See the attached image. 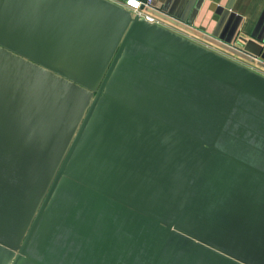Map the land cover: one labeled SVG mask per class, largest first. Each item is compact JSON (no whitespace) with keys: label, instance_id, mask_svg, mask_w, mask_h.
<instances>
[{"label":"water","instance_id":"water-1","mask_svg":"<svg viewBox=\"0 0 264 264\" xmlns=\"http://www.w3.org/2000/svg\"><path fill=\"white\" fill-rule=\"evenodd\" d=\"M246 97L263 74L112 0H0V264L64 225L101 264H264V167L222 140Z\"/></svg>","mask_w":264,"mask_h":264},{"label":"crops","instance_id":"crops-1","mask_svg":"<svg viewBox=\"0 0 264 264\" xmlns=\"http://www.w3.org/2000/svg\"><path fill=\"white\" fill-rule=\"evenodd\" d=\"M153 3L157 12L165 15L156 13L167 28L264 75L258 59L264 44V0H154ZM234 50L253 57L254 61L238 56Z\"/></svg>","mask_w":264,"mask_h":264},{"label":"rangeland","instance_id":"rangeland-1","mask_svg":"<svg viewBox=\"0 0 264 264\" xmlns=\"http://www.w3.org/2000/svg\"><path fill=\"white\" fill-rule=\"evenodd\" d=\"M128 10L133 14L132 10ZM233 112L234 113L227 121L225 127L231 125L227 129L228 134L230 133L231 135V133H233L235 130L232 127V122H235L237 124V126H235V141L241 142L242 146L236 144L234 140L227 143L226 140L228 141V139H231L230 135H224V137H222L224 145L227 146V149L229 151H234L237 154L248 159L249 161L258 163L264 167V104L259 103L252 98L246 97L238 103L236 109ZM248 112L251 113L249 122L247 121L248 118L244 116V114ZM199 116L204 122L203 127L208 131L209 136H211L212 132L215 130V127L220 124L221 116L218 114V112L213 110H203L202 112H200ZM239 126H241V128ZM210 130H212V132ZM255 143L258 144V146H256ZM255 146L258 147V150L255 149ZM90 225L91 224H89V226ZM97 225L100 226L103 224L97 223L96 227ZM94 233L95 229L93 230L91 237L88 238L84 235L82 229L79 230L78 234L77 232H74L71 227L67 228L64 225L63 227L58 229L54 238H52L53 240L51 239L49 246L46 248V253L40 254V256H44L46 259L50 258L51 262H53L54 264H101L102 260L99 259L98 263V259L96 260L97 257H93L92 253L91 244L92 241H94ZM106 239H109V237H107ZM105 249L106 248H104L103 251ZM100 251L101 249L97 251L98 257H101V254H99ZM132 255H135V253H132ZM116 256H118L119 258L124 256V261H128V264H142L141 262L132 260L130 254H128V249L126 248L118 250Z\"/></svg>","mask_w":264,"mask_h":264},{"label":"built area","instance_id":"built-area-1","mask_svg":"<svg viewBox=\"0 0 264 264\" xmlns=\"http://www.w3.org/2000/svg\"><path fill=\"white\" fill-rule=\"evenodd\" d=\"M114 2L132 10L134 15H139L147 22L163 25L161 18L156 15L157 8L153 3L154 0L146 2L144 0H115Z\"/></svg>","mask_w":264,"mask_h":264},{"label":"flooded vegetation","instance_id":"flooded-vegetation-1","mask_svg":"<svg viewBox=\"0 0 264 264\" xmlns=\"http://www.w3.org/2000/svg\"><path fill=\"white\" fill-rule=\"evenodd\" d=\"M62 224H63V223H62ZM80 239H81V238H80ZM91 246H93V245H91ZM95 247H96V245H94V246L92 247V251H94Z\"/></svg>","mask_w":264,"mask_h":264}]
</instances>
